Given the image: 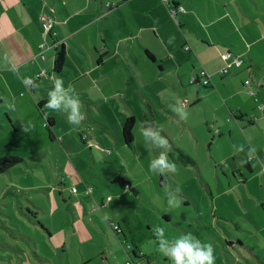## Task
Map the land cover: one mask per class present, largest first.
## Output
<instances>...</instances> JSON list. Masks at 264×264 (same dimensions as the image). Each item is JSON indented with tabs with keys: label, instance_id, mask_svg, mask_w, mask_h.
<instances>
[{
	"label": "crops",
	"instance_id": "obj_1",
	"mask_svg": "<svg viewBox=\"0 0 264 264\" xmlns=\"http://www.w3.org/2000/svg\"><path fill=\"white\" fill-rule=\"evenodd\" d=\"M176 4L185 11L172 16L169 11ZM17 10H22L18 19ZM45 13L53 16L55 28L47 38L50 47L44 51L45 59H41L36 55L42 43ZM31 33L34 39H29ZM54 42L65 51L60 72L53 71ZM228 51L241 57L243 64L232 65L222 74L220 70L227 65L222 54ZM203 69L210 75L208 86L199 83ZM135 74L144 82L150 111L158 113L152 116L153 124L164 122L166 126H162L166 141L172 144L164 150L166 154L179 150L185 155H198L200 141L195 125L201 124L207 129L204 147L211 138L205 155H249L250 149L251 155H264V116L255 108L250 94L256 89L264 101V0H171L166 4L161 0H0V106L5 100L16 105L15 116H6L19 137L42 130L45 114L54 122L50 132L47 130L49 138L60 139L61 143L74 129L83 132L98 122L112 121L122 133L130 116L135 122L134 139L148 116V109L137 97L142 88L134 82ZM57 78L79 98L82 118L78 125L68 120L67 113L46 107L47 93ZM247 79L250 85L244 84ZM184 99L190 101L186 107L182 106ZM156 102L162 104L160 108ZM176 102L178 106L173 107ZM176 108L187 113L186 118H181ZM26 109L32 112L34 125L20 133L22 118L17 115ZM254 116L258 121H252ZM3 125L0 120V132L7 133ZM172 129L181 132V138ZM85 144L89 147L91 143ZM139 146L141 151L135 155L159 152L145 149L142 142ZM78 151L74 159L65 161L67 169L77 174L75 159L85 155L83 149ZM194 162L192 169L197 168ZM241 164L252 172L249 159ZM241 164L236 169L238 174H243ZM108 172L111 181V173L126 177L114 167ZM131 189L135 196L141 193L132 182ZM79 192L77 189V196ZM112 218L111 225H118L127 234L120 217ZM135 247L139 254H145Z\"/></svg>",
	"mask_w": 264,
	"mask_h": 264
},
{
	"label": "rangeland",
	"instance_id": "obj_2",
	"mask_svg": "<svg viewBox=\"0 0 264 264\" xmlns=\"http://www.w3.org/2000/svg\"><path fill=\"white\" fill-rule=\"evenodd\" d=\"M21 13L17 10L16 19ZM29 39H34L32 33ZM134 82L142 88L137 97L148 109L139 128L153 125L166 140L164 122L160 127L152 122L153 114L158 113L151 112L145 101L148 97L139 74H135ZM13 104L5 100L0 106V120L7 130L0 132V158L16 156L23 162L0 174V264H127L131 261L130 247L134 246H139L152 264H170L159 251V228L164 229V238L169 241L191 234L201 243L212 244L215 264H264V155H205L211 138L204 147L207 129L196 124L200 151L189 156L197 168L182 166L175 151L167 154L175 165L174 172L151 174L149 166L161 151L135 155L141 151L140 131L126 143L114 122H98L83 132L74 129L61 143L49 138L44 118L42 130L19 137L6 116H15ZM156 104L159 108L162 105ZM19 114L23 125L18 127L20 133L30 130L31 123L34 125L32 112L26 109ZM134 131L135 122L132 134ZM172 132L181 138L177 129ZM261 139L264 141V136ZM69 141H74L72 146ZM89 142L88 147L85 143ZM215 147L213 144L212 149ZM79 148L85 155L75 159L77 174L67 169L65 161L74 159ZM247 159L252 172L241 164ZM238 164L243 166V174H238ZM111 167L126 176L111 173V178L129 180L141 193L135 196L128 187L108 179ZM72 188L79 189L80 196L71 193ZM88 188L91 193L85 195ZM112 216L120 219L127 234L113 230Z\"/></svg>",
	"mask_w": 264,
	"mask_h": 264
},
{
	"label": "clouds",
	"instance_id": "obj_3",
	"mask_svg": "<svg viewBox=\"0 0 264 264\" xmlns=\"http://www.w3.org/2000/svg\"><path fill=\"white\" fill-rule=\"evenodd\" d=\"M31 83V81H27ZM46 107L54 111H62L68 114V120L72 124L78 125L82 115L80 111V101L78 96L72 94L70 89H65L64 83L57 78L54 86L47 93ZM181 118H186L187 113L176 108ZM140 136L145 149H159L161 155L149 166L151 174L163 175L165 171H175V165L168 159L165 149L168 142L163 139L158 131L151 126L142 127ZM253 150H249L251 156ZM173 201L170 200V203ZM160 237L159 251L168 257L170 264H215L214 248L210 243H201L191 234H184L176 237L173 241L164 238V229H157Z\"/></svg>",
	"mask_w": 264,
	"mask_h": 264
},
{
	"label": "built area",
	"instance_id": "obj_4",
	"mask_svg": "<svg viewBox=\"0 0 264 264\" xmlns=\"http://www.w3.org/2000/svg\"><path fill=\"white\" fill-rule=\"evenodd\" d=\"M163 3H170L171 0H161ZM184 12L185 8L180 5V4H176L175 7L170 9V14L172 16L176 15L178 12ZM41 26H42V38H43V42L39 45V53L37 54V56L41 59H45L44 56V51L46 49H48L50 46L47 43V38L48 36H52L53 34V30H54V26H55V20L53 18V16L51 14L45 13L42 15V20H41ZM59 42H54L52 44V47H54L55 49L59 47ZM186 49H189L188 46L185 47ZM222 58L227 62V65L225 67H223L220 72L222 74H226L229 72V68L232 65H235L236 67H240L243 64V60L241 57L239 56H234L231 52H225L222 54ZM199 78L200 81L199 83L203 86H208L210 83V75L207 73L206 70H201L199 72ZM195 80V79H194ZM245 85H250L251 81L249 79L245 80L244 82ZM250 94L254 97V101L256 103V108L258 111H260L262 113V115L264 116V101H261L259 99V92L258 90H250ZM190 104V101L187 99H184L182 106L186 107ZM252 121H258V116H254L251 118ZM77 189L76 188H72L71 192L72 193H76ZM90 188H88V190L85 191V195H89L90 194ZM112 227H116V225H111ZM130 262H127V264H129ZM135 264H137L135 262Z\"/></svg>",
	"mask_w": 264,
	"mask_h": 264
},
{
	"label": "trees",
	"instance_id": "obj_5",
	"mask_svg": "<svg viewBox=\"0 0 264 264\" xmlns=\"http://www.w3.org/2000/svg\"><path fill=\"white\" fill-rule=\"evenodd\" d=\"M64 64H65V51H64V48L60 45L58 48H56L53 71L60 72ZM44 118H45V128L50 132V128H52L54 125L53 119L46 116L45 114H44ZM133 126H134V118L130 116L125 121L123 129H122V135L126 143H130L133 140V134H132ZM176 159L178 160V162H180L181 164L185 166L195 164V162L189 155H185L179 150H178V155L176 156ZM21 162L23 161L19 157H16V156L0 158V174L3 172H8L12 166H14L15 164L21 163ZM113 181L118 182L119 185L122 187H128L130 190H132L131 182L129 180L116 176L113 178ZM132 191L135 192L134 190ZM112 228L114 231H116V233H122L118 225H116L115 228L114 227ZM45 230L48 232L47 229ZM138 254H139L138 249L134 246V250H132L131 253L129 254L131 258V261L129 264H135V260L137 259H139L141 262L142 261L145 262L146 264H151V261H150L151 259L149 256L145 254H139V255ZM132 256L135 259H132Z\"/></svg>",
	"mask_w": 264,
	"mask_h": 264
},
{
	"label": "flooded vegetation",
	"instance_id": "obj_6",
	"mask_svg": "<svg viewBox=\"0 0 264 264\" xmlns=\"http://www.w3.org/2000/svg\"><path fill=\"white\" fill-rule=\"evenodd\" d=\"M135 262L137 263V264H146L145 262H141L139 259H137V260H135ZM152 264V263H151Z\"/></svg>",
	"mask_w": 264,
	"mask_h": 264
}]
</instances>
